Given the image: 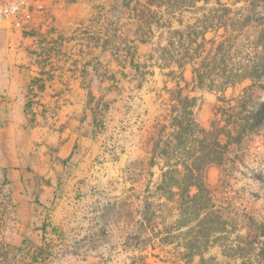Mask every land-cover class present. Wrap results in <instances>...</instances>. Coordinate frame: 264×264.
Here are the masks:
<instances>
[{
  "label": "crops",
  "instance_id": "crops-1",
  "mask_svg": "<svg viewBox=\"0 0 264 264\" xmlns=\"http://www.w3.org/2000/svg\"><path fill=\"white\" fill-rule=\"evenodd\" d=\"M43 1L49 14L43 18L32 9L29 32L0 20V169L16 181L17 217L3 232L9 245L4 258L18 253L30 259L48 238L51 254L58 258L54 264H100L103 258L128 257L130 251L119 244L130 241L123 234L130 224L120 220L119 230L111 231L88 216L96 214L92 206L101 199L100 189L116 191L118 200L123 192H136L135 181H124L120 168L137 162V138L139 143L145 139L151 161L153 127L156 119L162 120L168 97L163 89L175 86L167 74L177 67L164 68L172 33L168 26L166 46L153 47L148 55L157 60L163 77L159 88H146L147 80L136 78L137 66L121 62L115 52L126 40L136 38L135 46L150 44L143 39L144 20L154 13L159 20L160 13L169 16L175 0ZM184 8L175 12L183 14ZM147 23L151 30L154 25ZM120 26L127 29L123 37ZM133 26L139 34L128 30ZM159 50L163 54L157 59ZM93 62L125 69L133 78L123 72L124 87L114 73L102 79ZM183 75L190 80L188 66ZM151 185L150 180L145 186L147 195L155 189Z\"/></svg>",
  "mask_w": 264,
  "mask_h": 264
},
{
  "label": "trees",
  "instance_id": "trees-1",
  "mask_svg": "<svg viewBox=\"0 0 264 264\" xmlns=\"http://www.w3.org/2000/svg\"><path fill=\"white\" fill-rule=\"evenodd\" d=\"M241 1L247 3L233 0L231 5ZM197 2H203V9L209 0H193L185 7H193ZM210 13L201 24L218 28L230 25L228 34L206 40L205 28L186 26L171 33L164 49V68L175 65L177 71L167 74L175 86L163 89L168 97L163 101L162 120L156 119L151 136L149 168L157 165V158L163 165L161 183L153 191L147 190V199L151 200L148 208L165 209L168 215L176 212L167 237L186 230L179 235L184 241V256L189 260L218 245L225 258L240 257L246 247L259 250L262 253L256 257L260 263L259 257L264 261V225L259 223L260 232L250 240L248 234L240 237L239 242L231 241L230 236L242 229L244 216L233 214L229 203L226 208L221 206L216 190L206 185L204 176L210 166L232 168L240 164L246 143L264 128V1L233 11L227 3L216 0ZM249 25L252 28L244 30ZM187 66L191 73L189 81L183 75ZM246 82L237 96L225 97L228 88ZM196 91L217 95L208 127L200 126L195 119L196 99L191 94ZM161 198L165 202L155 205V200ZM246 224L253 227L258 222L248 216Z\"/></svg>",
  "mask_w": 264,
  "mask_h": 264
},
{
  "label": "rangeland",
  "instance_id": "rangeland-1",
  "mask_svg": "<svg viewBox=\"0 0 264 264\" xmlns=\"http://www.w3.org/2000/svg\"><path fill=\"white\" fill-rule=\"evenodd\" d=\"M191 1L193 0H175V3H173L175 7H169L168 13L170 17L166 16L165 12H163L159 14L158 17L161 18L159 20L154 13L152 17L144 20L143 39L148 40L150 44H146L145 47L137 46L138 44L135 46L133 42L139 43L136 38L129 40L130 42L126 40L121 43V50L115 52L121 62L137 66V77H135L137 80H147L148 85H145L146 88H159L162 86L163 77L159 72L157 60L151 61L148 55L152 52L153 47L163 48L166 46V36L169 34V31H182L186 26L205 28L206 40L212 39L215 35L220 36L230 32L232 28L230 25L226 27L225 25H221L218 28L215 27L216 25L201 24L204 16H211L210 9L215 6L216 0H209V3L203 9H201L203 2H198L193 7L184 8L183 14L175 12L177 7L189 6ZM220 1L227 3V6L235 11L246 6V4L250 6L255 1L262 3L264 0H247V3L241 1L235 5H231L233 0ZM38 4L43 6V12L36 14L43 18L46 15L48 16L49 7L47 2L43 0H40V3H36L34 0L30 11H32L33 6ZM147 22L154 25L151 29L152 31L148 30ZM122 23H124L123 18L121 19V25ZM167 26L170 29L168 34L166 32ZM159 28L162 30H159ZM251 28L252 25H249L244 30L249 31ZM114 29L117 30L118 28L115 27ZM120 30L122 32L121 37H123V32L127 29L124 26H120ZM128 30L132 33L133 30L137 32L136 26ZM160 54L162 55L163 51L159 50L157 59L158 56H161ZM96 64L98 65L97 62H93L94 68L98 67ZM141 64L144 65L143 68L138 67ZM123 72L128 78H133V73H129L125 69L117 67L113 69L112 67L105 66L98 67L99 77L104 79L110 76L109 74L114 73L118 80L122 81L124 87V81L127 79L124 78ZM186 77L188 78V75ZM247 84L246 82L235 88H228L225 92V97L237 96ZM191 96L196 99V105L193 110L196 121L200 126L208 127L217 95L205 91H196ZM100 107L104 109L105 104L103 103ZM146 125H148L147 121ZM133 142L138 160L134 164L131 163V165L125 164L124 167L120 168L119 174H124L122 177L124 181L128 178L135 181L136 192H123L121 198L118 200L117 198L120 195L118 196L116 191L114 192L115 194H111L110 191L106 192L104 188L100 189L101 199L97 204L92 206L96 214L88 216L90 219L103 222L105 229H110L111 231L119 230L116 226L118 221L128 222L130 228L128 231H124L123 234H128L130 241L119 245L122 250L130 251V256L103 258L100 260V264H264V261L260 257V263H258V258L256 257L257 254L262 252H259V250L251 251L248 247L236 259H234V256L232 258H225L222 254V248L218 245L210 247L202 256H195L190 260L185 257L184 241L179 234L184 233L186 230L182 229L179 232H173L171 238H168L166 233L168 227L177 218L176 212L172 211L171 215H168L165 209L156 208V210H153L152 208H148L151 200H148V195L143 192L150 180L152 182V189L161 183L162 174L160 168L163 163L161 161L156 162L157 165L150 170L145 139L142 140V143H139L138 138ZM246 145V152L240 164H235L232 168L213 165L207 168L204 176L206 185L210 189L216 190L217 199L221 203V206L226 208L229 203L231 204L230 210L233 214L237 213L240 216H244L242 229L230 236V240L235 242L241 241L240 237H246L248 234L247 240H250L255 234L260 232L257 227L261 224L264 225V128L258 135L250 138ZM149 174H153V178L149 177ZM15 189L16 181L10 180L7 174L0 169V264L5 262L7 264H54L58 258L51 254L53 246L49 238L43 242L40 250H36L30 259L26 256L23 257L25 254L13 253L11 258L5 260L4 256L8 251L9 245L3 241V232L6 226H9L17 218L15 211L16 203L13 199V190ZM164 202L165 200L161 198L156 200L154 204L159 206ZM153 211H156L154 216H152ZM248 216L257 219V226L252 227L246 224V217ZM117 245L112 243V248L118 249ZM259 247L262 248V246ZM254 248L256 247L254 246Z\"/></svg>",
  "mask_w": 264,
  "mask_h": 264
},
{
  "label": "built area",
  "instance_id": "built-area-1",
  "mask_svg": "<svg viewBox=\"0 0 264 264\" xmlns=\"http://www.w3.org/2000/svg\"><path fill=\"white\" fill-rule=\"evenodd\" d=\"M34 0H2L0 2V20L12 21L15 26L24 32H29L30 28L27 21L31 19V4ZM37 13L43 12V6L40 4L33 6ZM42 85L40 80L35 86ZM34 87V86H32Z\"/></svg>",
  "mask_w": 264,
  "mask_h": 264
}]
</instances>
